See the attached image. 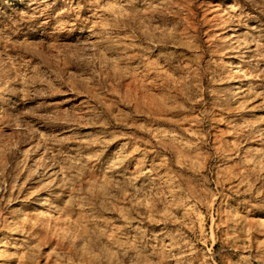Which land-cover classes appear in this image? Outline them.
Listing matches in <instances>:
<instances>
[{
    "label": "rangeland",
    "instance_id": "1",
    "mask_svg": "<svg viewBox=\"0 0 264 264\" xmlns=\"http://www.w3.org/2000/svg\"><path fill=\"white\" fill-rule=\"evenodd\" d=\"M0 264H264V0H0Z\"/></svg>",
    "mask_w": 264,
    "mask_h": 264
}]
</instances>
